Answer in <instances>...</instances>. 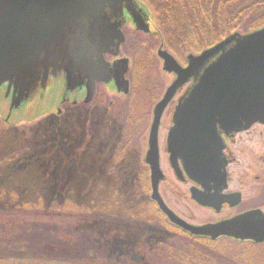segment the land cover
<instances>
[{"label":"water","instance_id":"obj_1","mask_svg":"<svg viewBox=\"0 0 264 264\" xmlns=\"http://www.w3.org/2000/svg\"><path fill=\"white\" fill-rule=\"evenodd\" d=\"M136 27L150 32L142 12L133 0H0V88L7 84L21 98L34 93L40 69L57 59L71 56V50L85 61L77 35L93 30L98 54L94 62L107 74L103 53L117 47L122 36L117 25H108L103 12L122 4ZM87 31V30H85ZM115 34V35H114ZM84 35V34H83ZM117 43L111 42V37ZM114 39V38H112ZM163 71L176 76L154 110L147 162L151 166L152 199L171 223L194 236L216 241L221 237L264 243V210L254 209L218 223L192 225L176 215L164 202L159 185L164 179L160 167L158 130L169 104L190 81L194 85L180 100L168 136L170 162L182 180L180 160L187 177L203 190L192 188V199L200 206L220 212L225 204L238 206L240 193H226L229 187L222 133L234 135L259 124L264 126V28L248 35L233 34L199 55H189L182 66L168 51L159 49ZM57 63V62H55ZM122 76L126 60L120 62ZM92 80L93 92L95 81ZM124 87L127 83L124 82ZM91 96V94H90ZM21 102L22 99L18 98ZM19 106L13 101L12 108Z\"/></svg>","mask_w":264,"mask_h":264},{"label":"rangeland","instance_id":"obj_2","mask_svg":"<svg viewBox=\"0 0 264 264\" xmlns=\"http://www.w3.org/2000/svg\"><path fill=\"white\" fill-rule=\"evenodd\" d=\"M139 1L148 9L153 21L152 30H156L157 24L150 7L142 0ZM236 33L242 36L250 34L246 30H238ZM128 37L130 44L136 40L141 44L142 41L147 42L149 39L143 36L135 37L133 34ZM150 39V47L144 45L143 48L130 49L131 51L125 48V54H129L130 59L137 66L136 71L139 72L142 67L140 83L136 87L139 92L138 101L134 103V106L136 104L137 116H144L143 114L148 112L146 114L149 117L148 124L143 126V138L142 141L139 140L144 150L147 148L148 130L155 104L175 80V75L163 71V61L158 57L160 46L157 41L153 42V39ZM187 57H185L186 60ZM188 87L185 86L175 100L183 95ZM52 105H54L53 102L48 104V101L43 103L35 101L10 115V101L5 100L4 92H0V206L3 207L9 203L5 201L9 195L21 197L25 194L26 200H29L31 204L39 203L34 205H40L41 203L44 208L53 203L61 206L63 199L68 198V210H66L68 222L60 219L25 218L22 215L3 226L8 238L17 237L14 234L21 235L22 231L25 232V229L28 226L32 227L34 223L40 224L37 227L48 225L47 229H53L52 235L40 243L39 247H42L44 259L55 256L54 247L58 245H52V240H55L64 244L68 242V264L134 263L131 258H123L119 261L117 258L111 260L107 257L103 260L100 254H94L92 251L85 253L86 250L81 245V237L88 233L87 231L96 232V221L102 216L100 208L104 205V214L118 219V217L124 218L121 214L123 211H119L124 206L118 204L117 198L111 197L107 192L99 195L95 183L89 192L86 190L88 182L86 176L89 177V181H95L97 177L92 173L87 175L84 172V163L88 156L97 158L100 153L95 149L85 156L83 142L86 139V133L89 134L90 139L97 137L99 114L94 113L92 116L86 113L80 114L77 111L73 113L64 111L61 116L57 115V110L55 107L52 108ZM174 105L175 102L169 106L163 121L167 123L171 121ZM62 108L65 109L66 106ZM88 120L92 123L85 126ZM237 140L241 143L233 147L236 161L229 168L230 189L240 191L243 195L244 203L240 211L256 208L264 210V126L255 125L248 132L239 135ZM132 153L136 155L137 151L133 150ZM162 170L166 180L161 184L160 192L168 206L188 222L194 224L216 222L233 214V211L225 210L219 215L202 208L191 199L188 188L175 178L169 170V164L162 162ZM92 184L90 183V186ZM76 208L80 209L81 218H77L79 212L75 215ZM146 208L147 206H143L140 210L136 209V213H144V218L139 219L138 222H146L150 225L152 236L158 234L167 239L165 250L160 253L162 259L159 258V262H155L152 257L147 260V264H221L215 259L216 257L221 258L222 264H264V243L256 245L250 242L220 240L213 246L204 244L200 240L182 235L171 227L157 209H151L148 212ZM84 220L86 223L83 222ZM174 230L177 233H174ZM167 232L170 236L166 235ZM172 236L175 237L172 238ZM67 246L59 245V248H62L60 251L66 250ZM51 260V264H62L60 261Z\"/></svg>","mask_w":264,"mask_h":264},{"label":"flooded vegetation","instance_id":"obj_3","mask_svg":"<svg viewBox=\"0 0 264 264\" xmlns=\"http://www.w3.org/2000/svg\"><path fill=\"white\" fill-rule=\"evenodd\" d=\"M133 1L142 12L145 22L150 28V32L141 31L136 27L134 19L126 8L125 3L122 4L121 12L115 9H106L103 12L106 17L105 21L108 25L113 27L117 25V29L122 36V42H120L117 47L111 48L103 53V59L107 64V74L100 73L98 68L95 67V64L90 65V61L94 62V60H96L98 45L97 39L91 38L94 37L93 30L87 28L85 29L87 31H83L84 35L81 32L77 35L81 44L86 46V49H82L81 51V54L85 56V61H83L82 65L76 63L82 57H78L72 49L70 57L52 61L54 64L46 69H40L35 91L28 98H21L20 94L14 91L13 85L9 86L4 84L0 88V92H4L5 100L10 101L9 110L10 113L12 112L11 114H13L15 110L31 105L35 101H39V103L48 101V104L53 102L54 105H52V108L55 107L57 115L59 114L61 116L64 111H68V113L77 111L80 114L86 113V115L92 116L94 113L99 114L100 120L97 125L99 124L100 127L98 126L97 137H92L90 139L89 134L86 133L87 136L83 142L85 156L95 149L100 153L97 158H90L88 156V159L84 163V167L82 166L87 175L92 173L97 177L95 181H89V177L86 176L88 181L86 183V190L89 192V190L94 187L93 185L95 183L99 195L107 192L111 197L115 196L117 198L118 204L124 206L122 207L123 209L119 210L123 211L121 214L124 218L118 217V219H116L113 216L110 218L104 214L105 207L102 203L103 206L100 208L102 216L96 221L97 229L95 230L99 254L101 256L117 258L119 261L123 258H131L134 261V263L131 262V264H147V260L152 257L155 259V262H159V258H161L160 253L165 250L167 245L165 241L167 239L158 234L152 236L150 234V225L146 222H138L140 221L139 219L144 218V213H136V209L140 210L143 206H147L146 210L148 212H150L151 209H157V212L162 215L164 220L170 223L171 227H174L177 231L182 233V235L190 236L196 240L208 238L193 236L182 228L172 224L162 213L158 204L152 199V172L151 166L147 162V157L150 150V134L154 121V110L156 105L162 100L164 94L155 104L153 117L148 130L147 148L144 150L139 142L141 143L143 138L142 128L144 125L148 124L149 117L146 115L148 112L143 114L144 116H137L136 104L134 106V103L138 101L139 92L136 87L138 83H140V69H142V67H140L139 72L136 71L137 66L134 65L129 54H125V48L129 50L143 48L144 45L145 47H150V38L152 34L157 32L155 29L152 30L153 21L148 9L139 0ZM130 34H133L135 37L143 36L149 39L147 42L142 41L141 44L140 41L138 42L137 40L130 44L128 37ZM111 42H118L116 36L111 37ZM159 46V49L165 50L163 45ZM122 60H126V71L123 76L121 70L122 65L120 64ZM95 77H104V79L102 81H95L93 86L94 90L92 92L90 91L92 89L91 81L94 80ZM124 82L127 83V87H124ZM186 92L187 90L178 99H174L169 104V106H171V104L175 102L171 121L169 123L163 121L169 106L162 116L158 130V154L161 170L162 162L169 164V170L172 171L178 181L188 188L190 194L192 188H197L199 190H203V188L189 180L183 170L181 160L180 170L182 171L183 179H179L170 163V154L168 152V136L174 126L173 117L177 105L185 96ZM18 98L22 99V101L20 102ZM13 101H16L19 106L12 108ZM64 105L66 106L65 109L62 108ZM90 122L89 120L86 121L85 126H88ZM248 131L229 136L222 133V137L226 144L224 154L229 160V166L227 168L229 179V168L234 165V161H236L234 159L236 155L233 147L241 143L240 140H237V137ZM141 135L142 137L140 138ZM133 150L137 151L136 155L132 153ZM162 173L164 179L159 185V192L161 184L166 180V175L163 170ZM90 183H93L92 186H90ZM227 193L241 192L231 190L229 186ZM160 195L164 200L161 192ZM142 197L143 201H141ZM121 199L123 200L121 201ZM164 202L166 203L165 200ZM243 203L242 195L240 205L236 207L224 205L221 213L228 210L231 212L233 211V214L221 218L218 221L229 219L248 211H240V207ZM168 207L170 208V206ZM117 208L119 209L120 206L118 205ZM170 209L178 215L172 208ZM208 210L214 212L211 209ZM221 213H219V215ZM182 219L188 222L184 218ZM188 223L194 224L190 221ZM208 223L210 222L194 225H205ZM165 229L167 231V227H165ZM174 233L177 232L174 230ZM166 235L170 236L168 232ZM174 237L172 236V238Z\"/></svg>","mask_w":264,"mask_h":264},{"label":"trees","instance_id":"obj_4","mask_svg":"<svg viewBox=\"0 0 264 264\" xmlns=\"http://www.w3.org/2000/svg\"><path fill=\"white\" fill-rule=\"evenodd\" d=\"M148 4L155 19L156 32L152 34L153 42L169 51L181 63L186 64V58L191 52L201 53L223 41L238 30L252 33L264 27V0H142ZM251 21V22H250ZM249 29H246V28ZM248 34V33H247ZM25 194L9 195L7 205L0 206V264H51V259L68 264V242L52 240L55 256L44 259L40 243L52 235L53 229L48 225L32 224L15 238H8L3 226L20 217L34 219H60L68 222V198L62 205L53 203L44 208L31 204ZM68 196V193L65 194ZM80 208V207H79ZM77 218H81L80 209H74ZM67 213V214H66ZM88 219V218H87ZM86 223V221H83ZM82 223V222H81ZM68 232V230H66ZM84 234L81 245L88 251L99 254V246L95 232ZM4 235V236H3ZM19 236V237H18ZM64 240V239H62ZM68 241V240H67ZM204 244L213 246L216 242L200 239ZM220 241V240H219ZM218 242V241H217ZM88 243V244H87ZM24 244V245H23ZM87 244V245H86ZM61 246H67L64 251ZM18 252V254H16ZM214 256V254H213ZM108 256H102L106 260ZM97 259V258H96ZM111 260L115 259L110 257ZM222 264L221 258H215Z\"/></svg>","mask_w":264,"mask_h":264}]
</instances>
